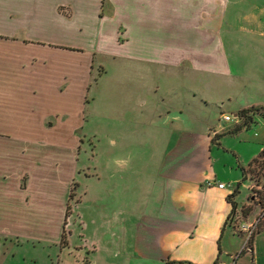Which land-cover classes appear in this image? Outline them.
I'll use <instances>...</instances> for the list:
<instances>
[{"label": "crops", "instance_id": "crops-1", "mask_svg": "<svg viewBox=\"0 0 264 264\" xmlns=\"http://www.w3.org/2000/svg\"><path fill=\"white\" fill-rule=\"evenodd\" d=\"M224 12L225 0H0L4 244L50 241L60 247V264H238L240 254L233 261L224 256L234 188L211 165L210 143L219 132L198 131L185 118L188 125L171 137L162 132L165 150L149 179L128 166L121 186L108 179L87 213L79 198L72 211L92 248L83 261L74 254L68 213L76 200L77 151L67 162L70 156L60 157V131L45 130L48 118L71 114L75 99L85 106L98 53L230 75L218 30ZM77 43L90 45L72 46ZM61 59L76 65L64 69Z\"/></svg>", "mask_w": 264, "mask_h": 264}, {"label": "rangeland", "instance_id": "rangeland-1", "mask_svg": "<svg viewBox=\"0 0 264 264\" xmlns=\"http://www.w3.org/2000/svg\"><path fill=\"white\" fill-rule=\"evenodd\" d=\"M218 30L229 56L230 75L98 53L85 106H78L75 99L71 114L48 118L45 130L60 131V155L70 156L67 162L77 151L76 200L71 199L68 213L75 211L79 198L86 202L87 213L89 200L103 195L106 183L119 180L121 186V170L128 166L142 169L149 179L165 150L162 132L171 137L188 125L185 118L198 131L226 133L221 144L211 141L209 148L215 157L211 165L216 178L231 183L237 192L238 208L229 218L223 238L224 256L233 261L235 254L247 249L253 251L255 264H264V229L258 233L264 228V208L259 203L264 201V168L255 165L260 168L251 174L252 179H244L241 169L263 150L264 116L255 113L250 127L228 133L242 122L233 115L234 110L264 105V0H225ZM87 45L72 46L84 49ZM60 65L70 69L76 61L61 59ZM226 114L232 119L226 120ZM111 138L117 143L112 144ZM73 211L71 244L74 254L84 255V261L90 247L80 233L82 220ZM5 240L0 235V260H6L5 264H60V247H52L50 241L22 239L12 247ZM74 243L81 247L74 248ZM253 246L255 250H251ZM253 255H242L238 264H253Z\"/></svg>", "mask_w": 264, "mask_h": 264}, {"label": "trees", "instance_id": "trees-1", "mask_svg": "<svg viewBox=\"0 0 264 264\" xmlns=\"http://www.w3.org/2000/svg\"><path fill=\"white\" fill-rule=\"evenodd\" d=\"M255 113H260L262 116H264V105L252 106V107L244 108L241 111H239V117H241L242 122L240 124L235 125L233 128L229 129L228 133L236 134V133L241 132L244 128L250 127L251 123L254 122V114ZM224 134H226V133L217 134L214 138V141H216L218 144H220L221 138ZM255 165H260L261 169L264 168V147H263V150L261 151L259 157L255 158L248 165V167L241 166V169H242L243 175H244V179H247L248 177H250L252 179L253 176L251 174H253L254 172H258L257 169L260 167L258 166L255 168ZM259 173H261V172H259ZM262 175L263 174H261L260 176H262ZM257 181H259V180H257ZM236 194H237V192H236V190H234L232 192V194H230L228 197L229 201L232 203V211L230 213V216L228 217V220L231 217V215L236 212V210L238 208V204H237L236 200L234 199ZM71 197L73 198V192L71 193ZM259 203L264 208V201L262 199L259 201ZM244 212H247V210H244ZM228 220L226 223H228ZM263 224H264V222H263ZM263 229L264 228L260 229L258 231V233H261ZM63 237H64L63 241L65 242L66 236L64 235ZM253 249H254V246L251 247V250H253ZM246 252H247V249H243L240 253V256L244 255Z\"/></svg>", "mask_w": 264, "mask_h": 264}, {"label": "built area", "instance_id": "built-area-1", "mask_svg": "<svg viewBox=\"0 0 264 264\" xmlns=\"http://www.w3.org/2000/svg\"><path fill=\"white\" fill-rule=\"evenodd\" d=\"M224 118H225L226 120H231V119H232V116L229 115V114H226V115L224 116ZM219 187H221V188L225 187V183H224V182L219 183Z\"/></svg>", "mask_w": 264, "mask_h": 264}]
</instances>
